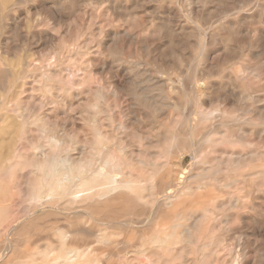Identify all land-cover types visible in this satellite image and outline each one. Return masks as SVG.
Instances as JSON below:
<instances>
[{
    "label": "rangeland",
    "instance_id": "374dc122",
    "mask_svg": "<svg viewBox=\"0 0 264 264\" xmlns=\"http://www.w3.org/2000/svg\"><path fill=\"white\" fill-rule=\"evenodd\" d=\"M219 2L222 3L223 6L220 5ZM260 3H262L263 5H261ZM189 6L190 7L193 6L196 9V11L198 10L199 15L198 13H195L190 16H185L183 12L186 13V11L190 8ZM231 6H233V8ZM4 8L7 10H5ZM226 8H228V13L226 14V17H228V24L225 25L226 27L221 28L222 26H220V24L224 21L223 19L224 16L220 14V12L221 10L226 9ZM119 9L120 10L122 9V11L120 12ZM263 9H264V0H238V1L237 0H223V1L222 0L221 1L220 0H198V1L197 0H187L185 2L184 0H172V1L171 0H146V1L144 0H0V59L6 63L7 67L10 69V71H12L14 76L17 75V73L23 69H24V72L27 73L28 75V77H23V76L19 77L18 75V78L15 82L13 78L14 76L12 78H9L8 86L11 82L12 88H10V90L6 89L5 91L1 89V80H0V97H3V95L9 94L10 98L12 97L15 101H17L18 99L19 102H21L22 106L25 105L24 107L27 108L26 114L27 115L29 114L28 118L31 114H35L37 112L41 113L45 110V108H49V109L51 108L52 110H50V113L47 115L48 117L46 116L47 117L46 121L50 126H53V125L57 126V124L58 126H60V125L66 124L67 130L70 129L69 130L70 132L75 127L77 128V129L75 128V130L84 129V131L80 134V139L82 140L83 143H87L89 145L91 143H88V142H91L90 140L92 139V136L94 135L92 127L89 123V117L92 116L91 113L93 115L95 114L96 112L95 109H97V105L100 104L99 106L107 107L109 108L108 114L111 115L112 117L114 116L113 118L115 122L116 123L118 122V124L124 127L123 129H124L125 135L121 139L117 137L115 139L116 144L123 145L124 142L128 143V145L131 146V150H133L134 152L135 158L142 157L143 159H147V160H157L158 163L160 162L163 165L167 163L169 165V166L166 165L165 167L160 169L157 182H160V180L167 181L168 176H169L167 172L170 170V172H172L173 174V178L176 180L177 185L179 187H182L188 184V185H191L193 188H195L196 185L198 186L200 184V185H203V188L199 189L198 193H200L202 190H207L206 192L207 196H206L205 191L203 193L201 192V195L204 194L205 197H208V195H212V194L221 196V198L219 197L220 200L217 199L211 205L207 206L208 210L206 211V214L204 215L206 217L199 220V226H202V228H199L198 231H196L197 233L196 241H195L196 243L194 242V244L189 247L190 250L188 249L186 252H182L181 248L179 247V252H177L179 256L176 255L177 257L175 258L167 257V260L169 262H167V260L166 262L168 264H236V262L237 264H241V263L242 264H264V255H263L264 254V228H263L264 227L263 225L264 223V202H263L264 201V183H263L264 174L256 177L252 182V184L254 185V189H256V193H257L256 195L257 198H255L254 200V204L255 205L257 204V205L254 206L255 207L254 209H249V208L247 209V207L242 209L238 206V204L237 206L236 205L230 206L229 200H230L231 195L236 200L237 198L238 200L239 199L243 200L245 204L250 202V199L248 197L245 198L242 194L241 182L240 180H238V172L231 170L230 164L228 163L226 159H221V156L223 157L226 153L229 152V150L231 149V146L229 144L225 145V144L218 143V144L213 145V147L209 151V149H207V145L205 141L206 137L215 138L216 131L225 132L226 129L224 126H222V123L220 122L222 121L221 116L214 118L213 119L214 123L210 122V123L202 124V122L199 120L201 117L200 113L202 111L210 110L211 108L215 106H220L219 100L216 96V93L218 91H215L213 88H210L207 85H208L209 80H217V81L219 80L220 82L222 81V79L220 78L221 74H218V73H220L221 71L220 62L222 58L226 55V50H224V45L223 44L221 45L220 38L222 39L225 36H228L229 38L228 41L230 45L229 50L231 51L230 59L231 61H233V62L230 61L233 67L231 69H233V71L236 72V69L238 70L239 68L240 69H244V67L250 68V69L248 68L249 70L247 69L249 72L247 71L246 76L243 80L235 79V75H234L235 80L233 81V83L234 85H236L235 87L236 97H235L234 107L236 106L237 108V109L235 108V114L238 120L236 123V127H237L236 132L238 134V132L243 128L244 129L243 131H245V134H248V137H250L251 135L250 141L255 143V145H253L252 147H249L247 145L246 147L237 146L235 148V151L237 154L241 153L242 155V158L240 161V164L242 166L247 161H250V160L256 163H262L264 161V153H263L264 152V137H263L264 133L263 135L259 137L260 138L259 139L257 135L254 136V134H252L251 132L255 128L259 129L264 126V26H263L264 25V10ZM248 10H250V12ZM241 11H243V13ZM175 13H178V14L180 13L181 17H176L174 15ZM199 16H202V17H199ZM189 17H191L192 19ZM257 17L259 18V20L257 19ZM248 18H250L251 21H249ZM147 19H149V21ZM143 21H145V23ZM174 22H175V26H174ZM231 25L233 28L231 27ZM162 27H166V29ZM115 31L116 32L118 31V33H116ZM184 31L185 32L187 31V32L185 33ZM128 33H129V36H128ZM145 33H148V34H145ZM174 33H176L177 35ZM208 33H210L211 35L213 33H217L218 35L217 38L218 37L219 38H218V41L214 45L210 44V46L208 45L207 47L208 48L207 51L210 50L208 52V55L210 57L202 58L201 54L203 53L202 51L203 40L206 34ZM121 34H123V36H121ZM144 35L147 37L144 38ZM111 36L112 38H109ZM151 38L152 39L155 38V39L152 40ZM142 39H146L147 41L142 40ZM249 39H251L250 42L247 41ZM110 41L113 43H111ZM44 43L45 45L46 44L47 45L45 46ZM70 43H72V45ZM173 44H176V45H173ZM182 44L184 45L182 46ZM67 46L68 47L70 46V49L72 48L71 49L72 53L70 55L67 53L68 51ZM180 46L182 48H180ZM86 47H89L90 49L88 50L85 57H82L81 55L77 54L80 51H83ZM169 47H171L172 49L170 50ZM253 47H255V49ZM64 48L67 50L64 52L63 54L64 56H61L60 60L59 58L55 60L54 53L61 52L64 50ZM98 48L100 49L98 50ZM105 48L107 49L105 50ZM113 48L115 49V51ZM110 51H111V54H110ZM215 53H217L220 58ZM3 55L6 59L3 57ZM212 55L218 58L214 59ZM255 57L257 58L255 59ZM121 58H122L121 62L126 61L127 65L124 64L121 67L119 66V64H121V62H119V59ZM101 63L103 66H105L104 72L100 70L101 67H103ZM210 64H211V67L212 66L216 67L215 76L211 77L209 80H206V83H204V81H201V80L197 82V80L201 76L200 75L201 73H206L209 71ZM85 65L88 66L86 77H84L83 73L79 71L80 67L85 66ZM187 65L189 68L187 67ZM255 65L257 66L253 67ZM123 66H130L133 69H135L136 71H134L133 72L134 74H132V76L134 75L135 78H136V73L141 72V75L144 74L145 76L142 75L141 78L139 79L143 80V78H145V81L150 80L149 84L154 83V85L156 86L161 85L164 88V90L166 89L164 94L170 98V101L173 104H171L170 106H167V105H162L160 104V102H158V104L161 105V109L158 108L157 111L153 108H152L153 110H149L150 109L149 107L147 108L141 104L138 107L139 104L136 102L133 94H131L130 91L128 90L129 84H128L127 76H128L129 71L125 70ZM61 69L64 70L63 72L65 73V75L59 76L57 75V73L59 74V71ZM100 72L102 73L101 75H99ZM182 73L183 74L185 73V74L183 75ZM94 74H96L95 75L97 78L96 80L94 79L95 77ZM255 75H256L257 80L254 77ZM260 75L262 76V78ZM44 77L47 78L46 80L49 83L54 82V84H56V90L59 93H61V95H63L64 93L62 92V90H60L61 84L59 83V80H61L62 78L65 84H67L68 86L73 85V89H75L77 96L73 98L70 102H68V104L57 102L55 101L54 98H52L49 102L50 106L48 105L47 107H43L42 105L43 104V91L40 89L41 88L40 85H41V80L44 79ZM93 79L95 82L93 81ZM161 83H164L166 86L164 87V84H161ZM30 85L32 86L30 87ZM124 89L126 92L123 91ZM97 90L99 92H97ZM26 91L28 92L26 93ZM29 91H32L33 94ZM97 93L100 95H98ZM244 93L252 94L254 99L250 101V99L243 98ZM257 93L259 95H257ZM155 94L153 95V97L157 96L155 100H160L158 96L159 92L157 91L155 92ZM258 96H261V97H258ZM201 97H206L207 100L203 101ZM86 99L88 100V102ZM94 99H95V103H94ZM24 100H26V102H28L29 104L24 102ZM15 101L13 102V104L16 103ZM89 101H91V104L89 103ZM98 102L99 104H97ZM250 106L252 107L250 108ZM12 108L13 106L11 105V107L0 109L2 114H4L8 118L6 119L7 123L4 122L5 128L0 129V137H1L0 139L1 140L0 141L1 142L0 143V147H1L0 148V161H1L2 155L6 151L5 150L6 146L8 145L9 142L14 140L15 136L20 131L19 130L20 129V124H19L20 118L17 117L14 111L12 112L11 110ZM117 108L120 110H118ZM160 110L162 111L160 112ZM223 110H224V107H223ZM151 111H153L154 113ZM173 111L176 113H174ZM156 115H158V117ZM63 116L66 119H64ZM10 118H13L14 120H17V121H13V119H10ZM97 119H98L97 121L98 124H100L101 126L105 125V116L103 117L102 114L101 115L97 114ZM138 119L140 121H138ZM26 124L29 128V132H31V133L28 132L27 134L29 140L31 139L35 140L37 137V134H36L37 132L35 131L34 127L29 124V122H27ZM138 129H142L141 132ZM146 129H149V130H146ZM194 130H196L194 132L195 134L191 136V132H193ZM5 133L9 135V137L6 136ZM176 134L180 135L182 139L187 140L189 143H193L192 141L195 142V145L199 148L198 154L196 155L197 159L196 157L192 156L190 149H186L183 152L184 157L182 158L178 154L169 155L167 153V151L176 142V140L173 138V136ZM133 135L135 136L133 137ZM147 136L152 137V140H154L153 141L154 146L152 148L150 147L148 152H144L141 154L137 153L139 152L141 148H147L146 147L147 140L145 138ZM256 150L258 151L256 152ZM203 151H204V154L208 156V159H207L208 163H205L206 165L202 161L204 157ZM249 151H252L256 155L253 157H249L247 159L244 157L243 153H246ZM217 158H220V159L217 160ZM213 162L219 163L216 168L213 167V164H214ZM144 171L142 169V171L139 173L144 176L145 183L148 185V187H150L153 184V181L149 179L150 171L147 170L146 168L144 169ZM201 171L208 173V175H206L204 178L201 176H198L197 175L198 172H201ZM136 174L137 173H135L134 175ZM214 175H217V176H214ZM225 180H229L231 182L229 181L225 182ZM217 181H219L218 184H217ZM223 181L225 184H229L230 187L229 186L223 187L224 186ZM220 183H222L223 186ZM208 188L210 189V191ZM212 189L213 190L216 189L217 192H215L216 191L215 190L213 193H211L213 191ZM14 190H17V189H14ZM232 192L233 194H231ZM198 193H194V195L191 196L192 199L195 200L196 197L199 196ZM222 193L224 196L221 195ZM227 193L229 195H227ZM192 199L190 198L189 202ZM220 201L222 202V204ZM187 203L188 201L186 202V205H188ZM259 206L261 210L259 209ZM210 209L213 213L210 211ZM226 210H229V211H226ZM220 214L221 216H219ZM199 215L200 214H196V217L199 218ZM54 218H55L54 216H48V217H44V219L43 218L39 219L40 227H43V224L48 225V224L54 223L58 219V218H55V219ZM134 220L137 223L139 219L134 218ZM57 222L58 224L62 226L66 225V222L63 219H59V221ZM145 232L149 234L151 231H148V232L145 231ZM137 233L138 232L120 233V237L122 239L126 237H133L134 238L133 242L135 243L139 237V234L137 235ZM10 237H12V235ZM218 238H220V240H218L220 242L217 241ZM24 239L25 238L6 239L5 242L8 243L7 240L8 241L9 240H15V241L23 240L22 242H18V244L20 243L19 244L20 251L24 248V246L26 247V245H29L31 248L36 245L34 243L33 244L26 243ZM35 239H37V241L41 239V241L39 240L37 244H43L47 242L48 240L50 241L54 240V238L48 239V237H39ZM76 242L83 245L91 241L87 237L78 236L76 239ZM207 243L210 244L209 247H207V253L205 256H202L200 248ZM213 244H214V247H213ZM153 253L154 251H151L149 253L150 257H147V259L145 260V264H160L156 260L157 259L156 257L160 256L161 251L155 252V254ZM8 254H9V251L6 250L4 252L2 260L6 259ZM236 254H237V258L235 256ZM181 256L183 257V259ZM229 256L232 260L229 258ZM238 256H239V259L241 260L238 259Z\"/></svg>",
    "mask_w": 264,
    "mask_h": 264
},
{
    "label": "bare ground",
    "instance_id": "6f19581e",
    "mask_svg": "<svg viewBox=\"0 0 264 264\" xmlns=\"http://www.w3.org/2000/svg\"><path fill=\"white\" fill-rule=\"evenodd\" d=\"M144 1H146V0H144ZM185 1H187V0H184V2ZM216 2H218V1H216ZM260 4L263 5L262 3H260ZM220 5H222V3H220ZM236 6H238V5H236ZM231 7L233 8V6H231ZM245 9H247V8H245ZM5 10H7V9H5ZM135 10H136V8H135ZM119 11L121 12L122 9L121 10L119 9ZM248 11L250 12V10H248ZM198 12H199L198 10L196 11V9L193 6H191L186 11V13L183 12V14L185 16H190V15H193V14L198 13ZM241 12L243 13V11H241ZM227 13H228V8L223 9L220 12V14H222L224 16V18H223L224 21L220 24V26H222L221 28L226 27L225 25L228 24V17H226ZM37 14H39V13H37ZM174 15L176 17H181L180 13L179 14L175 13ZM198 15H199V13H198ZM195 16H197V15H195ZM236 16H237V14H236ZM199 17H202V16H199ZM203 17H205V16H203ZM189 18H191V17H189ZM257 19L259 20L258 17H257ZM147 20L149 21V19H147ZM177 20H179V19H177ZM248 20L251 21L250 18H248ZM167 21H168V19H167ZM170 21H171V19H170ZM143 22L145 23V21H143ZM174 26H175V22H174ZM231 27H232V25H231ZM162 28L166 29V27H162ZM110 30H111V28H110ZM116 33H118V31ZM148 33H145V34H148ZM124 34H125V32H124ZM131 34H133V33H131ZM174 34H176V33H174ZM238 35H240V34H238ZM121 36H123V34H121ZM128 36H129V33H128ZM217 36H218L217 33H213L212 35L210 33L206 34V36L204 37V40H203V49H202L203 53L201 54L202 58L203 57L204 58L210 57L208 55V52L210 50L207 51L208 50L207 47H208V45L210 46V44L214 45L218 41L219 37L217 38ZM23 37H25V36H23ZM146 37L147 36L144 35V38H146ZM177 37H179V36H177ZM109 38H112V36ZM88 39H89V37H88ZM154 39L155 38H153L152 40H154ZM228 39H229L228 36H225L222 39L220 38L221 45L223 44L224 50H226V55L222 58V60L220 62L221 71H220V73H218V74H221L220 78L222 79V81L220 82L219 80L218 81L217 80H209L211 77H214L216 74V67H214V66L211 67V64H210L209 71L206 73H201L200 75L202 77L200 76V78L197 80V82L201 80V81H204V83H206V80H209L207 86L210 88H213L215 91H218L216 93V96H217L219 103H220V106H215V107L211 108L210 110L202 111L200 113L201 117L199 120L202 122V124L210 123V122L214 123L213 119L221 116L222 121H220V122L222 123V126H224L226 130H225V132L216 131V133H215L216 137L215 138L206 137L205 141H206L207 149H209V151H210L211 148L213 147V145L218 144V143L225 144V145L229 144L231 146V149L229 150V152L226 153L223 157L221 156V159H226L228 161V163L230 164L231 170L238 172V180H240V182H241L242 194L245 198L248 197L250 199V202L247 203L248 204V206H247V204H245L243 200H240V199L238 200V198L236 200L231 195L230 200H229V205L230 206H234V205L237 206V204H238V206L242 209L246 208V207H247V209L248 208L254 209L255 208L254 206L257 205V204L256 205L254 204L255 198H257L256 197L257 193H256V189H254V185L252 184V182L256 177L264 174V161L262 163H256V162H252V160H250V161H247L243 166L240 164L242 155H241V153H239L240 155L237 154L235 151V148L237 146L246 147V145L249 147H252L253 145H255V143L250 141L251 135L249 134L250 137H248V134H245V131H243L244 130L243 128L241 130L239 128L240 131L238 132V134L236 132V129H237L236 123L238 121L237 116L235 114L236 106L234 107L235 97H236V90H235L236 85H234V83H233V81L235 79L243 80L246 76L247 71L250 68L249 67H248L249 69L245 68V67H244V69L239 68L238 70L236 69V72H234L233 69H231L233 67L230 63V61H231L230 52L231 51L229 50L230 45H229ZM258 39H260V38H258ZM142 40H146V39H142ZM147 40H148V38H147ZM250 40L251 39H249L247 41L250 42ZM118 41H120V40H118ZM146 41H144V42H146ZM159 41H161V40H159ZM68 42H70V41H68ZM87 42H88V40H87ZM184 42H182V43H184ZM111 43H113V42H111ZM36 44H38V43H36ZM70 44L72 45V43H70ZM44 45H45V43H44ZM173 45H176V44H173ZM178 45H180V44H178ZM183 45L184 44H182V46ZM170 46H171V44H170ZM194 46H195V44H194ZM122 47H124V46H122ZM250 47H251V45H250ZM65 48H64V50L62 49L63 51H61V52H55L54 53L55 60H57L58 58L60 60L61 56H64L63 55L64 52L67 51ZM169 48H170V50L172 49L171 47H169ZM180 48H182V47L180 46ZM253 48L255 49V47H253ZM71 49L69 46L68 51H67V53L69 55L72 53ZM89 49H90L89 47H86L83 51H80L77 54L81 55L82 57H85ZM99 49L100 48H98V50ZM106 49L107 48H105V50ZM110 50H111V48H110ZM114 51H115V49H114ZM106 52H108V51H106ZM223 53H225V52H223ZM110 54H111V51H110ZM215 54H217V53H215ZM3 57H4V55H3ZM100 57H102V56H100ZM146 57H148V56H146ZM187 57H188V55H187ZM212 57H214V56L212 55ZM218 57H219V55H218ZM218 57H214V59H216ZM166 58H167V56H166ZM256 58L257 57H255V59ZM78 59H79V57H78ZM121 60H122V58L119 59V62H121ZM212 60H213V58H212ZM91 62H93V61H91ZM108 62H109V60H108ZM231 62H233V61H231ZM245 63H246V61H245ZM124 64H126V61L121 62V64H119V66L121 67ZM169 64H171V63H169ZM101 65H102V63H101ZM108 65H110V64H108ZM155 65H157V64H155ZM188 65H187V67H188ZM130 66H123V67L125 70L129 71L128 76H127L128 84H129L128 90L130 91L131 94H133L136 102L139 104L138 107L141 104L147 108L149 107L150 108L149 110L155 109L157 111L158 108L161 109V105H159L158 102H160V104H162V105H167V106H170L171 104H173L170 101V98L164 94L166 89L164 90V88L161 85L156 86V85H154V83L149 84L150 80L146 79L147 81H145V78H143V80L139 79V78H141L142 75H144V74L141 75V72H137L136 78H135V76L134 75L132 76V74H134L133 72L136 70ZM256 66L257 65H255L253 67H256ZM87 68H88V66L85 65V66L80 67V69H79V71H81L83 73L84 77H86ZM100 70L102 72H104L105 66L101 67ZM63 71L64 70L61 69L59 71V74L57 73V75H59V76L65 75V73ZM75 74H76V72H75ZM101 74L102 73L100 72L99 75H101ZM18 75H19V77H21V76L28 77L27 73L24 72V69L19 71L17 73V75L14 76L12 71H10V69L7 67L6 63L0 59V76H1L0 80H1V89L3 91H5L6 89L10 90V88H12L11 82L8 86V83H9L8 79L12 78L14 76L13 78H14V82H15L18 78ZM90 75H91V73H90ZM95 75L96 74H94V76ZM97 75H98V73H97ZM234 75H235V79H234ZM256 75L254 76L255 79H256ZM261 78H262V76H261ZM46 79L47 78L44 77V79L41 80V85H40V87H41L40 89L43 91V104H42L43 107H47L50 104L49 102L52 98H54L55 101H57V102H61L63 104H68V102H70L73 98H75L77 96L75 89H73V85L68 86L67 84H65V82L62 78H61V80H59V83L61 84L60 90H62V92L64 93L63 94L64 96L61 95V93H59L56 90V84H54V82L49 83ZM94 79L95 80L97 79L96 76L94 77ZM94 79H93V81H94ZM161 84H164V83H161ZM262 84H263V82H262ZM93 85H91V86H93ZM31 86L32 85H30V87ZM165 86L166 85L164 84V87ZM32 89H33V87H32ZM32 89H30V90H32ZM17 90H18V88H17ZM95 90H96V88H95ZM123 91H125V89ZM157 91L159 92L158 96H159L160 100H155V98H157V96L153 97V95ZM178 91H179V89H178ZM27 92L28 91H26V93ZM29 92H31L33 94L32 91H29ZM97 92H99V91L97 90ZM109 92H110V90H109ZM12 93H14V92H12ZM180 94H181V92H180ZM37 95H39V94H37ZM98 95H100V94H98ZM237 95H238V93H237ZM257 95H259V94L257 93ZM261 96H258V97H261ZM124 97H126V96H124ZM36 98H37V96H36ZM201 98L203 99V101L207 100L206 97H201ZM210 98H211V96H210ZM243 98L250 99V101L254 99L252 94H248V93H244ZM14 101L15 100L12 97L10 98L9 94L3 95V97H0V109L8 108V107H11V105H12L13 106V108L11 109L12 112L14 111V113L17 115V117L20 118V123H19L20 124V129H19L20 131L15 136L14 140L9 142L8 145L6 146V148H5L6 151L2 155V158L0 161V264H145V260L147 259V257H150L149 253L151 251H154L153 254H155V252L161 251L160 256L156 257L157 258L156 260L160 264H166L167 262H169L167 260V257H172V258L177 257L176 255H178L177 252H179V247L181 248L182 252H186L188 249L190 250L189 247L192 246L194 244V242L196 241V234H197L196 231H198L199 228H202V226H199V220L206 217L204 215L206 214V211L208 210L207 206L211 205L217 199L220 200L221 196L212 194V195H208V197H205L204 194L201 195V192L203 193L205 191V193H206L207 190H202L200 193H198L199 189L203 188V185H200V184L198 186L196 185L195 188H193L191 185H188V184L184 185L182 187H179L177 185L176 180L173 178V174H172V172H170V170L167 172V174L169 175L167 181H161L160 180V182H157L160 169L165 167L168 164L166 163L165 165H163L160 162L158 163L157 160H147V159H143L142 157L141 158L140 157L135 158L134 152H133V150H131V146L128 145V143L124 142L123 145L116 144L115 139L117 137H119L121 139L125 135L124 129H123L124 127H122L120 124H118V122L116 123L114 118H113L114 116L112 117L111 115L108 114L109 108L104 107V106H99L100 105L99 102L97 103L99 105H97V109H95L96 110L95 114L93 115L91 113L92 116L89 117V123H90L92 130L94 132L92 139L90 140L88 138L91 141V142H88V143H91L89 145L87 143H83L82 140L80 139V134L84 131V129L83 130L82 129L81 130H75V128H76L75 127L70 132L69 131L70 129L67 130L66 124L65 125L63 124L60 126H58V124H57V126L56 125L50 126L47 123L46 118L48 117L47 115L50 113V110H52L51 108L50 109L45 108V110L41 113L37 112L35 114H31L28 118L29 114L28 115L26 114L27 108L24 107L25 105L23 104L24 106H22L21 102H19L18 99H17V101H15L16 102L15 104H13ZM24 102H26V100H24ZM87 102H88V100H87ZM113 102H114V100H113ZM26 103H28V102H26ZM89 103L91 104V101H89ZM94 103H95V99H94ZM115 103H117V102H115ZM132 103H133V101H132ZM103 104H105V103H103ZM114 105H116V104H114ZM63 106H62V108H63ZM240 106H238V107H240ZM252 106H250V108ZM223 107H224V110H223ZM240 108H242V107H240ZM34 109H36V108H34ZM118 110H120V109H118ZM255 110H256V108H255ZM161 111L162 110H160V112ZM151 112H153V111H151ZM133 113H135V112H133ZM139 113H140V111H139ZM174 113H176V112H174ZM97 114H100V115L102 114L103 117L105 116V125L104 126H101L100 124H98L97 121L100 118L97 119ZM156 116L158 117V115H156ZM135 117H136V115H135ZM63 118L66 119L64 116H63ZM6 119H8V118L4 114H2V112L0 111V129L5 128L4 122H6ZM10 119H13V118H10ZM139 119H138V121H140ZM13 121H17V120L13 119ZM27 122H29V124L31 126H33L35 131L37 132L36 133L37 137L35 140H32V139L29 140V138L27 136V134L29 132V128L26 124ZM248 123H249V121H248ZM73 126H74V124H73ZM6 127H8V126H6ZM138 130L141 132L142 129H138ZM146 130H149V129H146ZM195 131L196 130H194L193 132L189 131V132H191V136H193V134H195L194 133ZM251 132H252V134H254V136L257 135L259 138L264 133V126L262 128H259V129L255 128ZM6 133H5V135L9 137V135H7L8 133L7 134ZM29 133H31V132H29ZM158 134H160V133H158ZM134 136L135 135H133V137ZM162 137H163V135H162ZM145 138L147 140V146H146L147 148H141L139 150V152H137V153L141 154L144 152H148L150 147L152 148L154 146L153 145L154 140H152L151 136H147ZM173 138L176 140V142L167 151V153L169 155L178 154L182 158V157H184L183 152L186 149H190L192 156L196 157V159H197L196 155L198 154L199 148L195 145L194 141H192L193 143H189L187 140L182 139L180 137V135H178V134L174 135ZM0 139H1V137H0ZM261 139H263V138H261ZM259 142H260V140H259ZM203 143H204V141H203ZM261 144H263V143H261ZM257 151L258 150H256V152ZM203 154H204V151H203ZM219 154H220V152H219ZM243 154H244V157L247 159L249 157H253L256 155L252 151H249V152H246ZM258 157H259V155H258ZM162 159H164V158H162ZM207 159H208V156H206V154H204V157L202 160L204 162V164L208 163ZM218 159H220V158H217V160ZM251 159H253V158H251ZM218 164H219L218 162L214 163L213 167L216 168L218 166ZM145 168L150 171L149 172V175H150L149 179H151L153 181V184L152 185L150 184L151 185L150 187H148V185L145 183L144 176L139 173L142 171V169L144 171ZM135 173H137V174L134 175ZM144 173H145V171H144ZM197 175L204 178L206 175H208V173L201 171V172H198ZM197 175H196V177H197ZM214 176H217V175H214ZM191 178H193V177H191ZM234 179H236V178H234ZM226 181L228 182L229 180H225V182ZM218 182L219 181H217V184H218ZM229 182H231V181H229ZM220 184H222V183H220ZM223 184H224V186H223ZM223 184H222L223 187L229 186V184H225L224 181H223ZM232 187H234V186H232ZM14 189H17V190H14ZM215 190H213L211 193H213ZM209 191H210V189H209ZM215 192H217V190ZM194 193H198V195H199L198 197H196L195 200L192 199V197H191L192 195H194ZM223 193L221 195H223ZM235 193H236V191H235ZM231 194H233V192ZM227 195H229V194L227 193ZM196 196H197V194H196ZM206 196H207V193H206ZM190 198L192 200L189 202ZM261 198H263V197H261ZM187 201H188V203H187L188 205H186ZM217 203H218V201H217ZM221 204H222V202H221ZM211 209H210V211H211ZM234 209H235V207H234ZM259 209H260V206H259ZM216 210H218V209H216ZM226 211H229V210H226ZM221 213H222V211H221ZM196 214H200L199 218L196 217ZM48 216H54L55 218H58V219L54 223H51L48 225L43 224V227H40L39 219H41V218L44 219V217H48ZM219 216H221V214ZM134 218L139 219L137 221V223L134 220ZM59 219L65 220L66 225L62 226V225L58 224L57 221H59ZM226 221H227V219H226ZM262 222H263V220H262ZM245 223H246V221H245ZM255 224H257V223H255ZM257 225H259V224H257ZM263 225H264V223H263ZM210 226H212V225H210ZM145 231H147V232L151 231V232L149 234H147ZM126 232H138L137 233V235L139 234L138 240L134 243L133 237H126V238L122 239L120 237V233H126ZM11 235H12V237H10ZM78 236L87 237L88 239H90L91 242H89L87 244H83V245L79 244L76 242V239ZM39 237H48V239L54 238V240L53 241L48 240L47 242H45L43 244H37L39 242V240L41 241V239H39L37 241V239H35V238H39ZM21 238H25L24 240L26 241V243H29V244L34 243L36 245L32 248L29 245H26V247L24 246V248L20 251L19 250L20 249V247H19L20 243L18 244V242H22L23 240L22 241H15V240H9L8 241L7 240L8 243L5 242L6 239H21ZM218 240H220V238H218L217 241ZM221 240H222V238H221ZM218 242H220V241H218ZM237 244H238V242H237ZM209 245H210L209 243L205 244L204 246L201 245L202 247L200 248V251L202 253V256L206 255L207 247H209ZM238 246H239V244H238ZM213 247H214V244H213ZM230 249H228V250H230ZM6 250L9 251V254H8L7 258L5 256L6 259L2 260L4 252ZM182 252H181V254H182ZM235 256L237 258V254ZM231 257H233V256H231ZM229 258H230V256H229ZM182 259H183V257H182ZM238 259H239V256H238ZM166 260H167V262H166ZM239 260H241V259H239ZM170 261H172V260H170ZM236 264H237V262H236Z\"/></svg>",
    "mask_w": 264,
    "mask_h": 264
}]
</instances>
